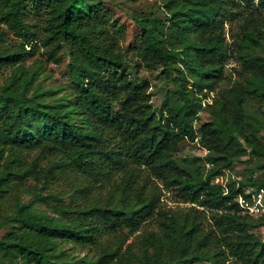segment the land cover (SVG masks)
<instances>
[{
  "label": "trees",
  "instance_id": "16d2710c",
  "mask_svg": "<svg viewBox=\"0 0 264 264\" xmlns=\"http://www.w3.org/2000/svg\"><path fill=\"white\" fill-rule=\"evenodd\" d=\"M104 2L0 0V70L10 68L0 80V264H264V217L241 213L233 186L223 194L211 181L236 165L264 173V142L244 110L247 98L264 106V0H164L163 18L133 13L136 60ZM62 48L69 92L41 85V60L23 64ZM228 59L238 64L229 85ZM141 68L174 85L156 108ZM207 98L212 117L195 125ZM183 139L206 153L178 159ZM28 149L37 154L24 165ZM246 155L256 164L241 166ZM11 189L30 198L1 216ZM163 190L189 205L167 206Z\"/></svg>",
  "mask_w": 264,
  "mask_h": 264
},
{
  "label": "rangeland",
  "instance_id": "374dc122",
  "mask_svg": "<svg viewBox=\"0 0 264 264\" xmlns=\"http://www.w3.org/2000/svg\"><path fill=\"white\" fill-rule=\"evenodd\" d=\"M163 1L164 0H105L104 6L109 10V16L111 18H115L122 26L124 31L119 43L122 49L129 55L131 58L136 60L135 55L133 54V50L131 49L132 45L134 44L136 35L140 32V29L136 23H134L132 19V14H155L156 16L163 18L165 15V11L163 9ZM166 37L171 40L173 43L178 44L179 40L171 33V29L169 27H165ZM26 48H28L26 46ZM44 56L41 55L40 49L36 51L33 56L26 57L23 61L25 66H29L37 61L42 62V72L39 75V80L42 86L45 87H62L63 91L69 92V83L71 80L70 69L68 66V56L66 50L62 48L61 51L56 56V59L50 61H43ZM132 62L127 65L126 70L131 75H135L134 67H132ZM238 69V64L231 59L227 60V63L224 67V74L229 76V81L225 82L228 85L234 80L236 77L235 70ZM10 68H3L0 70V80L8 74ZM137 76L142 79H146L150 84L148 91L150 96V103L153 108L158 107L163 99L164 95H170L174 89V85L172 82L166 81L163 78V75L159 73V70L147 71L143 68L139 69L136 72ZM214 92L210 93L212 96ZM210 98L201 99L200 100V108L196 113L195 118V125L200 124L203 121L209 120L212 117V110L211 107L208 105L210 102ZM244 110L246 112L247 120L254 124L258 129V135L261 140L264 142V106L260 102V100L256 98H247L244 103ZM22 159L24 165H28L30 161L36 156L37 150L35 149H28L22 150ZM204 151L203 148L200 147L195 141H188L183 139L179 142L178 151H177V158L181 159L185 156L191 155H203ZM244 161L240 162V165H247L253 166L256 164L257 160L255 158H251L249 156L244 157ZM261 160V159H260ZM203 168V164H202ZM204 168L207 167L204 164ZM71 176V175H70ZM86 184V182H80ZM26 184L32 187H38L39 184H33L31 179H26ZM61 185V182L58 181L54 183V191L57 190ZM93 186V184H92ZM94 191H100L101 195L104 199H107L110 196V192L105 188H97L93 186ZM163 201L166 202L167 206L171 207H185L188 206V203H177L173 200L171 192L167 190H163ZM30 195L24 193L19 189H11L9 193H7L6 198L3 201L2 207L3 211L1 216L9 214L15 210L14 201H27L29 200ZM63 201H67L66 195L63 197ZM43 210H50L45 205H42ZM7 224L0 227V237L4 234L7 230ZM257 236L264 240V228L260 227L255 229ZM65 248L70 247L72 248V252L76 255H83L86 253V248H83L76 244L67 243L64 245ZM91 252H89V255ZM195 264H210L208 261H197Z\"/></svg>",
  "mask_w": 264,
  "mask_h": 264
},
{
  "label": "built area",
  "instance_id": "2783aa9c",
  "mask_svg": "<svg viewBox=\"0 0 264 264\" xmlns=\"http://www.w3.org/2000/svg\"><path fill=\"white\" fill-rule=\"evenodd\" d=\"M203 151L205 154L207 150L203 148ZM205 166L208 168L210 163L206 161ZM249 175L257 182H249ZM249 175L243 174L240 166L236 165L222 168L211 181L221 186L223 194L228 192L229 185L233 186L235 193L232 198L241 213L264 217V181L258 183L264 178L263 169L254 170Z\"/></svg>",
  "mask_w": 264,
  "mask_h": 264
}]
</instances>
